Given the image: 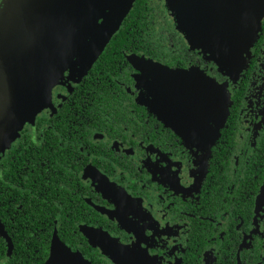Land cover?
<instances>
[{"label": "flooded vegetation", "instance_id": "obj_1", "mask_svg": "<svg viewBox=\"0 0 264 264\" xmlns=\"http://www.w3.org/2000/svg\"><path fill=\"white\" fill-rule=\"evenodd\" d=\"M157 3L148 48L137 39L145 49H123L107 74L97 64L103 51L70 90L53 89L1 156L0 264L15 245L28 252L22 262L44 264L55 239L93 264H264V19L243 69L229 75L204 49L188 53L166 0ZM134 56L224 85L228 134L210 148L189 144L148 95Z\"/></svg>", "mask_w": 264, "mask_h": 264}, {"label": "water", "instance_id": "obj_2", "mask_svg": "<svg viewBox=\"0 0 264 264\" xmlns=\"http://www.w3.org/2000/svg\"><path fill=\"white\" fill-rule=\"evenodd\" d=\"M77 1L88 0H72L62 12L65 0L0 1V158L13 141L8 138L10 124L21 122L29 113L35 119L51 97L54 75L29 82L30 66L44 43L52 49L56 47L52 35L47 38L52 24L57 16L65 14L67 19L74 12L73 6ZM168 1L178 28L185 33L191 47L204 49L219 64L220 70L229 75L232 71L243 69L246 55L262 26L264 0ZM134 2L131 1L129 11ZM131 60L142 72V80L146 82L143 87L148 95L151 91L159 106L176 123L184 139L189 144L210 148L219 135L231 104L224 85L216 84L200 70L172 69L140 56L131 57ZM151 79L154 80L153 85ZM145 103L149 100L146 99ZM10 105L14 113L11 109L8 111ZM211 122L215 127L210 125ZM0 229L3 232L1 223ZM108 247L114 248L115 260L121 263L120 253L117 252L119 247L112 244ZM106 251L112 250L106 248ZM44 264L93 263L55 239L51 255Z\"/></svg>", "mask_w": 264, "mask_h": 264}, {"label": "rangeland", "instance_id": "obj_3", "mask_svg": "<svg viewBox=\"0 0 264 264\" xmlns=\"http://www.w3.org/2000/svg\"><path fill=\"white\" fill-rule=\"evenodd\" d=\"M131 1L133 2V0L77 1L73 6L74 12L70 13L67 19H65V14L62 17L57 16L50 33L47 35V38L52 35V38L56 40V47L52 49L47 43L42 45L30 66L29 82L42 77L48 79L50 75H54V80L51 81V93L58 85H63L66 90H70L71 84L75 82L74 80H79L82 77L83 73L92 65L96 55L105 47L113 33L119 29L123 18L131 7ZM70 2L72 0H65L60 12L64 11L65 5ZM57 23H59L58 29ZM165 50H168V48ZM50 100L51 97L48 99L47 105L50 104ZM8 109V111L11 109V113H14L11 105ZM33 119L32 114L29 113L23 117L21 122H12L9 126L11 132L8 134V138L15 141L20 134L22 123L24 122V127L27 123H32ZM13 141L7 146L6 150ZM3 153H1V156ZM185 178L189 177L184 174L182 182H185ZM152 229L158 233L160 231L166 232V229L160 227L158 223ZM169 229L170 227L167 231ZM83 230L102 239L106 237V234L103 233L106 232L105 230L88 226H84ZM112 239L114 240V238ZM115 242L117 243V241ZM118 244L121 245L122 242Z\"/></svg>", "mask_w": 264, "mask_h": 264}, {"label": "trees", "instance_id": "obj_4", "mask_svg": "<svg viewBox=\"0 0 264 264\" xmlns=\"http://www.w3.org/2000/svg\"><path fill=\"white\" fill-rule=\"evenodd\" d=\"M1 1V0H0ZM168 0H166L167 7H168ZM166 8L168 13H172L171 9L168 7ZM161 9L160 4L157 3V0H135L134 5L132 6L131 10L127 14V16L124 18L121 27L117 30L116 33H114L113 38L107 45L105 46V50L103 49V55L101 53L99 54L100 58L102 57V60L98 62V69H103L102 71H105L107 74V71L110 70L112 67H117V60L121 59V52L123 49H132L134 51L137 50H143L144 47L148 48V44L152 43V39L155 36V32L153 31V16L155 15V11ZM149 15L151 18H149ZM143 43H147L144 47L138 46V41ZM148 46V47H147ZM120 51V52H119ZM194 48L190 47L189 52H193ZM98 56V57H99ZM98 57L95 59V61L98 59ZM205 59L211 61L210 55L208 53H205ZM94 61V62H95ZM98 61V60H97ZM95 69V70H98ZM231 100V98H230ZM230 113V109L228 112V115ZM227 115V118L224 122V124L219 129V135L217 137L218 140H220V137L222 136L224 130L226 133L229 132L230 128L226 127V124L229 121V118ZM225 133V134H226ZM228 134V133H227ZM174 139V136H173ZM1 173V172H0ZM0 184L2 185L0 187V207L3 206V199H4V189L3 184L4 182L0 180ZM1 209V208H0ZM1 211V210H0ZM3 211V210H2ZM2 214H5V212H0V218L3 219ZM5 220V219H4ZM4 220H2L4 222ZM50 233V231H49ZM15 243V239H14ZM19 245L20 243L17 242ZM6 241L3 239V237L0 235V259L4 256V252H6ZM45 251V252H44ZM28 253L27 250L24 247L16 246L12 249V254L7 262V264H35L36 262H41L43 260H39L36 262H33L34 259L30 257L29 262H22L21 260L25 258V253ZM30 252H33V250H30ZM48 253V244L38 253V256L43 254L45 255ZM31 255V254H30ZM33 256V255H32Z\"/></svg>", "mask_w": 264, "mask_h": 264}]
</instances>
